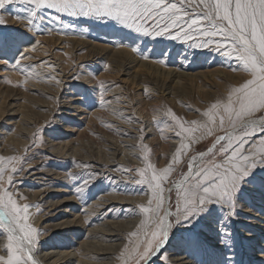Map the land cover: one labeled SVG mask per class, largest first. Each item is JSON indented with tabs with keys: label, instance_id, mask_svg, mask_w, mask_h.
Returning a JSON list of instances; mask_svg holds the SVG:
<instances>
[{
	"label": "rangeland",
	"instance_id": "1",
	"mask_svg": "<svg viewBox=\"0 0 264 264\" xmlns=\"http://www.w3.org/2000/svg\"><path fill=\"white\" fill-rule=\"evenodd\" d=\"M191 8L200 11L195 4ZM0 14L6 21L0 35L7 38L0 49V92L8 90L13 98L4 100L0 95V157L22 158V171L13 176L9 191L23 197L18 199L21 205H31L28 223L39 233L34 258L48 253L52 257L61 250L79 251L86 233L52 232L53 226L68 218L77 220L100 206L99 223L105 220L122 230L121 238L108 243L117 248L107 257L109 264H121V250L136 239L128 234L139 231L137 225L143 219L137 206L148 200L147 185L133 183L140 178L135 169L145 166L142 145L150 150L148 160L162 168L179 144L174 132L158 128L153 117L171 124L164 115L171 109L183 120L201 119L196 109L202 112L229 87L247 79V74L237 70L234 58L219 55L211 47H189L192 40L143 37L110 23L53 11L28 31L25 21ZM17 49H30L29 59L21 60L24 74L13 67L19 58ZM29 71L34 75L27 76ZM177 73L187 78L177 80L173 77ZM211 142L207 138L193 145L189 155L205 150ZM105 159L111 162L106 164ZM89 175L93 178L78 193L76 189ZM66 199L69 202L62 203ZM110 200L115 204L109 205ZM36 216L42 218L34 226ZM219 217L217 210L194 231L174 227L150 264H176L183 256L189 264H216L222 255L230 257L231 264H264V172L257 170L238 202L237 216L227 222L234 245L223 254L218 243ZM74 259L70 264H77Z\"/></svg>",
	"mask_w": 264,
	"mask_h": 264
},
{
	"label": "snow or ice",
	"instance_id": "2",
	"mask_svg": "<svg viewBox=\"0 0 264 264\" xmlns=\"http://www.w3.org/2000/svg\"><path fill=\"white\" fill-rule=\"evenodd\" d=\"M193 4L200 11L191 8ZM49 11L110 23L143 37L192 40L189 47H211L219 55L234 58L237 70L247 74V79L229 87L202 112L196 109L201 119L186 121L171 109L164 113L171 124L153 117L158 128L174 132L179 144L162 168L148 160L150 150L142 145L145 166L135 169L140 178L133 183L147 185L148 200L137 206L143 216L139 231L128 234L136 239L124 246L118 259L121 264H150L174 227L194 231L217 210L220 252L232 251L227 222L237 216L238 202L257 170L264 172V0H0V13L25 21L28 31L43 22ZM5 24L0 14V26ZM194 37L203 39L197 42ZM6 43L7 38L0 35V49ZM29 50L17 49L19 58L13 67L22 74L21 60L29 59ZM207 138H212L209 147L189 155L193 145ZM20 171L21 157H0V252L4 253L0 264H38L34 253L39 233L28 223L31 205H21L18 199L23 197L9 191ZM92 178L84 179L76 191L82 193ZM216 264H231V258L222 255Z\"/></svg>",
	"mask_w": 264,
	"mask_h": 264
},
{
	"label": "bare ground",
	"instance_id": "3",
	"mask_svg": "<svg viewBox=\"0 0 264 264\" xmlns=\"http://www.w3.org/2000/svg\"><path fill=\"white\" fill-rule=\"evenodd\" d=\"M128 33V32H127ZM55 41V40H54ZM34 46V45H33ZM39 48V47H38ZM46 49V48H44ZM97 49V48H96ZM106 49V48H103ZM25 50V49H24ZM22 50V51H24ZM65 50V49H64ZM6 61V60H5ZM113 61V60H112ZM33 62V61H32ZM117 62V61H116ZM3 64V63H2ZM115 64V63H114ZM122 64V63H121ZM144 64V63H143ZM147 65V64H146ZM129 66V65H128ZM143 66V65H142ZM150 66V65H149ZM148 67V65H147ZM155 67V66H154ZM5 68V67H4ZM23 68V67H22ZM118 68V67H117ZM153 68V67H152ZM8 69V68H7ZM5 71V70H4ZM154 72V71H153ZM157 72V71H156ZM123 73V72H122ZM216 73V72H213ZM10 74V73H9ZM154 74V73H153ZM217 74V73H216ZM215 74V75H216ZM7 75V74H6ZM170 76H172L171 73H169ZM213 75V74H212ZM10 76V75H9ZM184 76V78H187V75L184 74H174L173 77H175V79L177 78V80L182 79L181 77ZM217 76V75H216ZM220 76V75H219ZM7 77V76H5ZM55 77V76H54ZM194 77V76H193ZM212 78V77H211ZM186 80V79H185ZM58 81V80H57ZM104 82V81H103ZM42 83V82H41ZM101 84V83H100ZM176 84V83H175ZM49 86V85H48ZM48 88V87H47ZM154 88V87H153ZM101 89V88H100ZM162 89V88H161ZM160 89V90H161ZM47 90V89H46ZM165 90V89H164ZM42 92V91H41ZM113 92H116L115 90ZM111 93V91H110ZM0 95L4 96V100H12V93L9 92L8 90L4 91V93L0 92ZM73 95V94H72ZM170 95V94H169ZM222 95V94H221ZM14 96V95H13ZM170 98V97H169ZM172 98V97H171ZM77 99V98H76ZM173 100V99H172ZM175 100V99H174ZM120 101V100H119ZM74 102V101H73ZM106 103V102H105ZM172 103V102H171ZM156 107V106H155ZM104 108V107H103ZM96 110V109H95ZM102 110V109H101ZM117 114V113H116ZM121 115V114H120ZM97 116V115H96ZM116 116V115H115ZM118 116V115H117ZM137 118V117H136ZM93 121V120H92ZM97 122V121H96ZM13 127V126H12ZM93 128V127H92ZM96 128V127H95ZM26 134V133H25ZM28 134V133H27ZM29 136V135H28ZM62 148V147H61ZM60 150V149H59ZM114 155V154H113ZM122 160V159H121ZM109 162H111V159L107 160L105 159V163L109 164ZM101 164V163H100ZM105 164V165H106ZM111 165V164H110ZM30 166V165H29ZM97 169V168H96ZM99 170V169H98ZM35 174H33L34 176ZM104 175V174H103ZM60 193V192H59ZM91 197V196H90ZM84 198V197H83ZM33 199V198H32ZM71 201V200H70ZM104 201V200H102ZM112 203L109 205H113L115 204V202L113 200H110ZM123 201V200H122ZM129 203L132 200H128ZM69 202V199L63 200L62 203L66 204ZM86 202V201H85ZM117 202V201H116ZM124 202V201H123ZM122 202V203H123ZM106 203V201H105ZM104 203V204H105ZM132 203V202H131ZM124 204V203H123ZM128 204V203H126ZM134 204V203H133ZM107 206L108 205H104ZM100 206H98L97 208L92 209V212H87L85 214H82L81 216L78 217L77 220L73 218V220H69L66 219L63 222L57 223L55 226H53V230L52 232H69L71 230H76L82 233H86V238L84 239V241L82 242L81 245H79L80 250L77 251L75 254L73 252H67V251H58V254H55L54 256L50 257V255H43L41 257H37L35 258L38 261V264H70L72 259H74V261L77 259V264H109V257L110 255L114 254L113 251H116L117 247H113V245H109L108 243L111 242L112 239L118 237L121 238V233L119 231H122L118 225H112L107 223L104 220L101 224L99 223V219L98 217L101 216L103 217V214H101L99 211ZM110 208V207H109ZM30 209H28L29 211ZM245 211V210H244ZM66 212V211H65ZM30 214V213H29ZM32 214V213H31ZM66 214V213H64ZM122 214V213H121ZM129 214V213H128ZM130 215V214H129ZM30 217V216H29ZM69 217V216H68ZM40 218L42 217H35L34 220H32L31 223H33V225H38ZM42 220V219H41ZM213 220V219H212ZM211 220V221H212ZM93 221V225L92 228H90L88 231H86V229H84V227H87L89 224V222ZM97 224V226H96ZM257 224V223H256ZM253 225V224H252ZM255 225V224H254ZM127 226V225H126ZM229 226V225H228ZM75 227V228H74ZM95 227V228H94ZM258 227V225H257ZM39 228V227H38ZM117 230H116V229ZM108 229V230H107ZM115 229V230H114ZM86 231V232H85ZM72 232V231H71ZM248 235V234H247ZM68 238V237H66ZM117 238V240H118ZM247 238H251L250 236H247ZM253 238V237H252ZM69 240H71L70 242L73 243L74 240H72L70 237L68 238ZM170 239V236H169ZM172 239V238H171ZM43 240V239H42ZM106 243V244H104ZM168 243V242H167ZM166 243V244H167ZM210 243V242H209ZM117 245V244H116ZM169 245V244H168ZM120 246V245H119ZM161 251V250H160ZM53 255V254H52ZM185 255V254H184ZM192 255V254H191ZM39 256V255H38ZM189 256V255H188ZM258 256V255H257ZM261 256V255H259ZM197 257V256H196ZM51 258H53V260L49 263H46V260H50ZM261 258V257H260ZM185 257H181L180 259L178 258L176 264H189L188 261L184 260ZM188 259V258H187ZM189 259H191L189 257ZM200 259V258H199ZM264 259V258H263ZM203 260V259H202ZM94 261V262H92ZM194 261V260H193ZM196 261V260H195ZM200 261V260H199ZM191 262V261H190ZM201 262V261H200ZM263 262V261H262ZM194 263V262H193ZM192 263V264H193ZM191 264V263H190ZM195 264V263H194Z\"/></svg>",
	"mask_w": 264,
	"mask_h": 264
}]
</instances>
